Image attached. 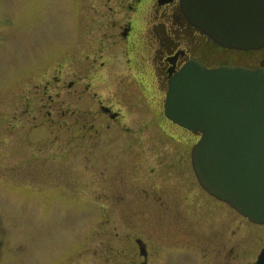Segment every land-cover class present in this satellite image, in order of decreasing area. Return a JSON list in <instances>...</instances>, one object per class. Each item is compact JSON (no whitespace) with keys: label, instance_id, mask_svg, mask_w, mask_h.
Instances as JSON below:
<instances>
[{"label":"flooded vegetation","instance_id":"obj_1","mask_svg":"<svg viewBox=\"0 0 264 264\" xmlns=\"http://www.w3.org/2000/svg\"><path fill=\"white\" fill-rule=\"evenodd\" d=\"M78 2L82 21L74 79L66 86L62 81L76 99L60 108L69 124L63 128L80 135L89 131L80 149L88 146L95 160L107 158L106 176L99 171L109 189H120L122 205H140L141 233L126 234L138 246L139 264H157L151 244L167 257L164 264L178 255L180 264H258L264 222L244 216L198 182L191 154L200 134L169 119L164 101L169 80L184 64L252 67L239 61L253 53L258 60L253 67H264V56L256 54L264 46L220 45L188 20L180 0ZM49 82L42 85L41 99L50 116Z\"/></svg>","mask_w":264,"mask_h":264},{"label":"rangeland","instance_id":"obj_2","mask_svg":"<svg viewBox=\"0 0 264 264\" xmlns=\"http://www.w3.org/2000/svg\"><path fill=\"white\" fill-rule=\"evenodd\" d=\"M78 4L0 0V264L140 261L137 244L126 237L141 233L140 205H122L120 189H109L103 177L107 158L95 160L88 146L80 149L79 140L90 138L89 131L80 135L63 128L69 124L60 108L76 99L73 88L64 86L76 69L73 55L82 21ZM256 52L264 56V50ZM248 54L239 62L255 66L258 60ZM47 79L54 98L50 116L41 99ZM150 249L151 261L164 264L167 257L152 244ZM181 257L170 264H180Z\"/></svg>","mask_w":264,"mask_h":264},{"label":"water","instance_id":"obj_3","mask_svg":"<svg viewBox=\"0 0 264 264\" xmlns=\"http://www.w3.org/2000/svg\"><path fill=\"white\" fill-rule=\"evenodd\" d=\"M191 23L226 48L264 46V0H180ZM164 113L200 133L192 164L200 184L264 222V68L197 61L169 80ZM258 264H264V252Z\"/></svg>","mask_w":264,"mask_h":264}]
</instances>
